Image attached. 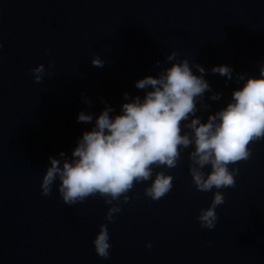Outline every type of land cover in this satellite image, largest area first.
Segmentation results:
<instances>
[{
	"label": "water",
	"instance_id": "1",
	"mask_svg": "<svg viewBox=\"0 0 264 264\" xmlns=\"http://www.w3.org/2000/svg\"><path fill=\"white\" fill-rule=\"evenodd\" d=\"M171 51L203 66L221 93L210 100L205 92L210 107L198 102L204 120L230 99L237 73L258 74L264 0H0V264H264V139L235 163L234 186L219 189L212 229L196 217L217 189L193 185L191 146L175 167L154 168L173 177L165 195L153 200L144 194L150 181L134 183L112 221L98 195L68 205L58 181L41 194L48 156L70 153L91 126L77 113L98 114L104 102L118 112L123 93L143 95L134 81L170 63ZM40 63L45 75L35 82L28 69ZM220 64L231 66L232 79L210 71ZM102 223L107 259L92 244Z\"/></svg>",
	"mask_w": 264,
	"mask_h": 264
},
{
	"label": "clouds",
	"instance_id": "2",
	"mask_svg": "<svg viewBox=\"0 0 264 264\" xmlns=\"http://www.w3.org/2000/svg\"><path fill=\"white\" fill-rule=\"evenodd\" d=\"M164 59L170 63L158 67L155 75L134 81L143 95L123 93L118 112L104 102L98 114L84 110L77 113L78 122L91 126L82 131L70 153L61 150L55 157L48 156L40 182L42 195L50 194L56 181L58 193L68 205L98 195L110 205L104 218L112 221L120 212V202L129 200L134 183L150 181L144 194L153 200L165 195L172 188L173 177L164 171L154 172V168L175 167L180 153L191 146L187 155L193 185L200 191L217 189L196 219L202 228H214L215 209L224 202L219 189L234 186L238 173L235 163L250 157V142L264 139V59L258 64L257 75L236 74L238 86L230 99L204 120L196 112L198 102L200 108L210 107L203 103L205 92L210 93V100L221 96L205 79V68L177 57L175 51ZM155 63L160 65L159 61ZM91 64L102 67L104 61L93 55ZM52 67L50 61L49 72ZM45 71L43 63L28 69L35 82L42 80ZM210 71L232 79L229 65H214ZM81 98L91 104L83 93ZM92 244L98 256L108 258L110 243L105 224L99 225ZM146 246L150 247V242Z\"/></svg>",
	"mask_w": 264,
	"mask_h": 264
}]
</instances>
